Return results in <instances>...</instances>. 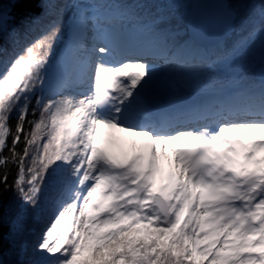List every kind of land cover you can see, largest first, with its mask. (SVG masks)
I'll use <instances>...</instances> for the list:
<instances>
[{
  "label": "snow or ice",
  "instance_id": "snow-or-ice-1",
  "mask_svg": "<svg viewBox=\"0 0 264 264\" xmlns=\"http://www.w3.org/2000/svg\"><path fill=\"white\" fill-rule=\"evenodd\" d=\"M216 8L242 38L209 53L182 0H0V264H264V0ZM245 59L221 102L155 107Z\"/></svg>",
  "mask_w": 264,
  "mask_h": 264
},
{
  "label": "water",
  "instance_id": "water-1",
  "mask_svg": "<svg viewBox=\"0 0 264 264\" xmlns=\"http://www.w3.org/2000/svg\"><path fill=\"white\" fill-rule=\"evenodd\" d=\"M192 3L191 35L195 44L200 47H214L223 43L225 38L222 23L216 8L217 0H182ZM259 67L256 70L258 79Z\"/></svg>",
  "mask_w": 264,
  "mask_h": 264
},
{
  "label": "trees",
  "instance_id": "trees-1",
  "mask_svg": "<svg viewBox=\"0 0 264 264\" xmlns=\"http://www.w3.org/2000/svg\"><path fill=\"white\" fill-rule=\"evenodd\" d=\"M101 2H103V0H101ZM192 5V4H190ZM131 28V27H130ZM139 39H142L140 36H138ZM241 34H240V29L239 27H237L236 31L233 32L230 37L227 38V40L224 42L228 45H231V43H233L234 41H237L239 39H241ZM222 44L216 46V47H213V48H205L204 51H207L209 53H215V52H218L220 50V47H221ZM238 66H242L241 68L244 69V72L243 74H240L239 76L237 77H234V78H230L229 81H238L240 79L241 76H244V75H248V76H252L253 74H255L256 72V69H257V64L253 65L250 61V59H245L244 61H242L241 63L239 64H236ZM223 72H226V71H221V73L219 74V76L217 77L216 79V83L212 84L214 85V88H223L225 85H226V81L228 80H223L225 79L226 77H222L224 74ZM228 73V72H227ZM211 84L209 82H206V86H211ZM205 86V87H206ZM36 99H39V94H37V96L34 98L33 100V104H32V109L33 111L35 110V100ZM29 121L35 119V117L29 115V117L27 118ZM10 127L12 129V134L11 136L8 138V140L6 141V143L8 144V148L6 150L3 151V156L0 157V159H3V158H8V162L6 165L4 164H0V179L3 178L4 174L7 173L8 174V182L11 183L14 179H15V176H16V172H17V164L12 160V156H13V150H12V137L15 135V129H16V126L18 124V120L16 119L15 115H12V117L10 118ZM30 129L29 128H26L25 129V134L27 132H29ZM25 148V143H24V139H23V136H22V139H21V142L16 146L15 148V152L18 153L19 155H23V150ZM0 187H2V184H0ZM38 229L40 228V226L38 225L37 226Z\"/></svg>",
  "mask_w": 264,
  "mask_h": 264
},
{
  "label": "rangeland",
  "instance_id": "rangeland-1",
  "mask_svg": "<svg viewBox=\"0 0 264 264\" xmlns=\"http://www.w3.org/2000/svg\"><path fill=\"white\" fill-rule=\"evenodd\" d=\"M183 2V4H184V6L187 8V10L188 11H190V9H191V5H190V3H186L185 1H182ZM136 35V33L135 34H129V36H127V37H124V39L128 42V43H131V41H132V38L134 37ZM137 36V35H136ZM228 37H230V36H228ZM227 37V38H228ZM141 39H138V37H137V42H139ZM136 43V42H135ZM134 43V44H135ZM195 44V43H194ZM195 46L199 49V50H201V51H204L205 50V48H213V47H200V46H198L197 44H195ZM217 46V45H216ZM216 46H214V47H216ZM242 66H238V65H236V64H233V67L230 69V70H228V69H225L226 71H230L231 73H233V72H235V71H239V73H237V74H229V75H226L227 77H237V76H239L240 74H243V73H245L244 72V69L243 68H241ZM230 80V79H229ZM239 81V80H238ZM187 84L189 83V80H188V82H186ZM186 83H185V81H182V80H177V83H176V86H178V88H180L179 90H177L178 88H175V87H168V88H165V89H162V90H159V92H160V98H158V97H153V103L154 104H157V103H159L158 101H163V99L164 98H166V96L167 97H184V98H182V99H187V95L189 94H191L190 92H191V89L189 88V86L190 87H192L193 86V84L192 83H190V84H188L187 86H186ZM182 84H184V86H182ZM228 85H232V86H234V87H236V88H238L239 87V85H238V83H237V81H231V82H228L227 83ZM182 90V91H181ZM228 90V89H227ZM157 93H155V95H156ZM213 98L214 97H211V96H209V94L208 95H206V94H204V95H201L200 96V101H208L209 99H212V100H210V101H214V102H212L211 104L210 103H206V104H209V105H212V104H217L216 103V101L215 100H213ZM219 98V97H218ZM217 98V99H218ZM193 99H195V98H193ZM186 104L188 105V107H191V106H193L194 104H195V102L193 101V100H191V101H189V100H186ZM220 102V101H219ZM187 105H186V107H187ZM121 134L120 133H114L113 135H108L107 133L105 134V136H108V138L105 140L104 139V144H105V146L107 147V148H109L110 150H113V151H115L116 149H117V146H118V143H119V141H116L115 139H114V137H118V136H120Z\"/></svg>",
  "mask_w": 264,
  "mask_h": 264
},
{
  "label": "bare ground",
  "instance_id": "bare-ground-1",
  "mask_svg": "<svg viewBox=\"0 0 264 264\" xmlns=\"http://www.w3.org/2000/svg\"><path fill=\"white\" fill-rule=\"evenodd\" d=\"M108 138V136H105V140Z\"/></svg>",
  "mask_w": 264,
  "mask_h": 264
}]
</instances>
